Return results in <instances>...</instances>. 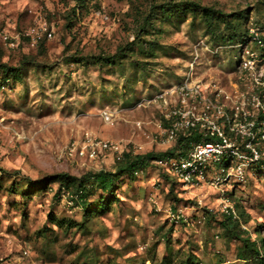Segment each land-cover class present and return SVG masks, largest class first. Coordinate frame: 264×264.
I'll return each mask as SVG.
<instances>
[{"label": "rangeland", "instance_id": "obj_1", "mask_svg": "<svg viewBox=\"0 0 264 264\" xmlns=\"http://www.w3.org/2000/svg\"><path fill=\"white\" fill-rule=\"evenodd\" d=\"M39 18L53 29L41 46L10 49L0 38V264H252L245 239L264 256V124L252 131L258 160L226 192L239 220L206 185L184 188L153 164L102 192L92 176L114 171L119 153L66 154L85 136L163 153L156 104L137 105L190 69L245 107L256 96L257 121L264 50L247 44L255 77L239 61L248 27L264 23V0H0V33ZM67 183L88 185L87 204L108 205L74 206L60 190ZM168 207H185V220L170 222Z\"/></svg>", "mask_w": 264, "mask_h": 264}, {"label": "built area", "instance_id": "obj_2", "mask_svg": "<svg viewBox=\"0 0 264 264\" xmlns=\"http://www.w3.org/2000/svg\"><path fill=\"white\" fill-rule=\"evenodd\" d=\"M52 34L49 23L39 18L32 26L16 33L2 31L0 38L10 49L20 44L32 48L50 39ZM247 44L264 50V23L248 27L239 61L240 69L254 76L257 55L246 49ZM151 104H156L159 111V132L155 139L165 149V154L153 163L173 175L174 180L184 188L196 189L206 185L218 195L220 201L217 204L221 212L233 220H239L235 203L226 192L234 184L243 182L246 167L258 160L257 149L252 144L255 142L252 131L258 128V122L253 119L259 107L258 98L252 96L248 105L250 108L245 107L240 96L227 93L214 83L193 80L190 69L179 83L139 101L137 106ZM103 118L105 121L111 120V114L105 111ZM261 124H264V120ZM135 125L140 128L141 122L137 121ZM191 134L197 135V138L189 140L185 148L176 146L180 137L194 136ZM124 150L128 151L120 141L85 136L81 145H71L66 154L69 157L93 159L100 152L121 155ZM61 193L67 195L63 189ZM183 208L168 207L164 212L170 222L177 223L185 220Z\"/></svg>", "mask_w": 264, "mask_h": 264}, {"label": "trees", "instance_id": "obj_3", "mask_svg": "<svg viewBox=\"0 0 264 264\" xmlns=\"http://www.w3.org/2000/svg\"><path fill=\"white\" fill-rule=\"evenodd\" d=\"M247 34L245 35V42H246ZM244 40L242 42H244ZM43 42L39 43L37 46H41ZM36 46V47H37ZM7 75L4 77L0 78V89L4 88L7 84L6 80ZM264 120V114L261 116H258L257 122L258 126H261V122ZM194 135V134H191ZM197 138V135L194 136H189L188 138L180 137L177 140V147L179 148H185L187 146V142L189 140H195ZM165 153H153V152H148L144 154H133L130 151H124L119 157L120 159L118 160V163L115 166L114 171H105V170H99L95 171L92 179H93V184L96 185L100 191L102 192H112L111 189L113 188L114 182L117 180V177L121 174H128V175H133L134 173L141 172L146 170L147 168H150L152 164L158 168L153 161L162 156ZM159 169V168H158ZM165 178L169 179L171 182L178 183L176 180L172 179L170 177V174L165 172L162 169H159ZM92 186V183H91ZM86 188H88V185H85V183H80L78 184L74 190H72V186L69 185V183L62 185L60 190H64L67 193V196L69 195V199L71 203H74V206H80L82 210L88 211L90 213H97L102 211V204H107L109 203L108 201H104L102 204L101 203H94V205L87 204V194H86ZM108 205V204H107ZM106 205V206H107ZM95 206V207H92ZM87 208H92V209H87ZM244 246L248 247L250 250H252V254L247 255L245 258V261L255 258L254 263L252 264H264V256L261 255L256 247L255 242H248L243 240Z\"/></svg>", "mask_w": 264, "mask_h": 264}]
</instances>
